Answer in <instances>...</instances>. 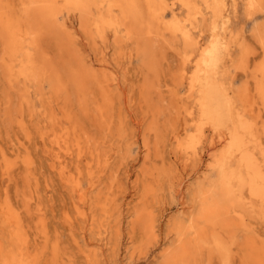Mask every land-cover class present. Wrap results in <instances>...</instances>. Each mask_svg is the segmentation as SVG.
I'll list each match as a JSON object with an SVG mask.
<instances>
[{"label": "bare ground", "instance_id": "obj_1", "mask_svg": "<svg viewBox=\"0 0 264 264\" xmlns=\"http://www.w3.org/2000/svg\"><path fill=\"white\" fill-rule=\"evenodd\" d=\"M238 4L237 0H0V72L5 88L18 92L20 107L29 108L33 95L41 100L49 92L45 98L48 104L62 108L61 117L51 111V124L40 136H52L55 152L51 168L73 194L77 193L72 200L77 218L85 217L82 204L86 202V190L96 186L94 168L102 166L99 170H103L110 162L107 155L101 157L94 137L81 126L78 115L91 118L93 125L108 132L115 121L113 108L122 98L117 78L107 71L109 67L95 68L94 62L76 48L79 32L94 44L105 43L110 36L117 46L133 44V51L153 74L143 87L146 94L158 91L153 80L158 77L157 62L163 45L179 58L173 84L168 88L173 121L165 127L167 137L187 161L199 158L200 149L208 142L213 147L206 165L209 173L175 190L179 213L168 218L165 236L159 240L156 216L148 200L155 197L157 172L155 166L147 168L142 206L134 211L131 221L138 234L134 250L138 259L157 245L151 258L154 264H235L236 259V264H264V0H242L245 15L255 21L260 18L248 33L243 26L233 27ZM65 13L76 17L78 29L67 25ZM175 42L181 46L175 47ZM144 98L153 118L148 130L157 139L160 108L154 110L155 106ZM125 119H118L121 128ZM59 120L68 124L55 134L54 125ZM21 122L19 118L18 125ZM73 152L78 160L86 155V190L82 188L80 167L72 172L67 168L66 159ZM23 162L28 165L31 160L24 157ZM9 164L3 171L7 180L11 177ZM107 198L96 202L103 216L99 228L109 216ZM30 199L32 196L26 197L20 207L32 226L9 198L0 203V264H54L47 258L50 234L45 218L40 208L32 216ZM63 216L71 225L73 216ZM29 226L33 227L31 233ZM57 244L50 247L53 261L58 257Z\"/></svg>", "mask_w": 264, "mask_h": 264}, {"label": "rangeland", "instance_id": "obj_2", "mask_svg": "<svg viewBox=\"0 0 264 264\" xmlns=\"http://www.w3.org/2000/svg\"><path fill=\"white\" fill-rule=\"evenodd\" d=\"M237 1L240 7L237 6L236 15L235 17H233V27L234 29H239L243 26L245 27L246 33H248L252 24L256 21H259L260 18H257L256 21L255 19L251 20L250 17L245 15L242 0ZM63 18L66 20L67 25L70 28L73 29L74 27V29H78V24L77 22H75L77 21L76 17L72 16L71 14L66 15L65 13ZM238 26L240 27L238 28ZM79 35L81 36L77 37L78 43L76 42V48H78L79 51L83 53L85 57H87L89 62H94L93 64H95V68L101 69L105 67L104 69H107L109 67L107 71H109L110 74L117 78L119 89L121 87L120 91L124 95L123 96L121 94L122 98L118 101V103H116V106H114L113 108L114 110L112 111V115L115 121H113L114 124H112L113 126L108 132H106V129H101L93 125L91 122V118H85L84 116L83 118L82 115L78 113V119L81 122V126L86 130L88 129L87 131L90 132V134H92V136L94 137V140L96 141L95 145L97 146L98 151L102 154L101 157L105 158L106 155L107 157H110L109 165L105 167V169L99 170V168L102 166L96 167V169L94 168L95 172L97 171V176H95L94 178L97 182L96 186H93L91 190H86L88 186V176L86 175V170L85 173L83 172V168H86V158H84L86 157V155L82 156L80 160H78L75 152H73L70 157H67L66 159L67 168L71 172L75 171V167L77 166L80 167L81 171L83 172L81 183L82 188L86 190V202L82 204L84 208L83 206L81 208L86 210H84L85 217L77 218L73 209V201L77 198V193L74 192L73 194L68 184L62 181L58 174L55 172L56 169L51 168V162L53 154L55 152V148H53L50 143V138L52 136L45 137L44 139L40 136L41 133L44 130H47L51 124V120L49 117L51 111H54L57 114V117H61L62 108L60 107V105L50 106L48 104L47 99L45 100V98L47 95H49V92H46L44 94L45 98L41 100L39 99L38 95H33L32 100L34 102L31 100L32 104L28 106L29 108H27V105L20 107L18 103V92L12 91L13 94H11L12 92L7 90L8 87L1 72L0 162L3 165H0V203L4 201V198H9L12 202L15 203V205L20 208L23 217L26 219L27 217H25V215H27V213L22 207L23 200L28 196H32V199H30L31 206L29 205V212L31 211L32 216L34 217L36 208H40V212L45 218L46 226L49 230L48 234H50V240L49 242H47V244L49 243L47 247V258L49 259V263L154 264L151 261V258L157 251V245L152 246L151 249L146 253V255L141 256L142 258L140 257L139 259L136 252H134L135 247H137L138 244V234L136 231L134 232L135 229L133 228L131 222L134 217V211L142 206L141 203L143 202L142 194L144 191V183L146 182V170H148L152 166H155V171L158 175V177L157 175H155L154 177L156 178L155 197L152 196L148 200L150 206H152L153 214H155L154 216H156L154 218L156 220L158 229L157 238L160 240L161 238H163V236H165V229H167V225L170 220L179 213V210L177 209L178 207H176L177 196H175V190H181V188L183 189L187 185L189 186L191 183H194L196 179L198 180L209 173V171H207L208 168L206 165L209 163L213 147H211L208 142H205L203 147L200 149V157L187 161L184 160L185 157L176 150L175 146L173 145L174 143L171 142L167 137V130L165 127H168L169 124L173 121V114L170 113L169 110L172 99L168 88L173 84L174 80H172V76L175 74L178 68L177 65L179 63V58L171 49H169L168 52V49H166L163 45V54H161V56L163 55V57H161L159 53V56L161 57H159V60H162L160 62L158 60L157 62L158 77L153 80L154 83L158 85V91L156 90L157 93L147 92L146 94L145 85L150 80H152L153 74L146 69L143 58L133 51V44L122 43L121 46H117V44L113 42V38L111 36L105 43L98 42L94 44L91 40H89V38H86L84 34L79 32ZM174 44L177 48L181 46L179 42H175ZM82 47H84L85 49ZM128 54L129 57L130 55L132 57H127ZM88 55H90L91 57ZM167 55L169 58L166 57ZM148 77L150 78V80ZM144 97H147V99L149 100L148 104L150 103L151 105L153 104L155 106H153L155 108L154 110L158 111L160 108V110L158 111L160 115L157 114V119L159 118V121L157 122V128L159 130H157V136H160H158L157 139L155 137V134H153L154 132L148 130V128L153 123H151V120H153V118L151 113L148 112V106L146 105L147 100ZM119 102L121 105L119 104ZM123 102L125 103L122 104ZM74 103L72 104V108H74L73 110L76 111L77 106L76 104L74 105ZM9 104L11 107L9 106ZM38 106H40L41 108ZM125 107L128 111L125 109ZM38 108H40V110ZM59 112L61 114H59ZM129 114L130 117L128 116ZM119 117H126L125 126L122 128L119 124ZM19 118L22 120L21 124H19L21 127L17 123V120ZM61 121L59 120L56 123V126L54 125L55 134H58L61 131L63 125L68 124L67 122ZM20 128L24 130H21ZM120 129H122V132L120 131ZM119 135H121V137ZM47 141L49 144H47ZM17 145L23 147V149L21 148V150ZM48 145H50L49 147L52 149L51 151L50 148L47 147ZM15 150L17 153L19 152L22 155H17ZM157 152L158 154H156ZM3 155L6 156L1 158ZM24 157H29L31 163L28 165L25 164L23 162ZM2 159L3 161H1ZM79 163H81L82 166L81 164L78 165ZM8 164L10 165L8 167L11 168V177L9 178V180H7L5 174L3 173L5 167H7ZM15 167L17 168L15 169ZM5 191L6 193H3ZM6 194L8 197L6 196ZM73 195H75L74 199H72ZM24 196L26 197L24 198ZM106 198L108 200L110 198V217L108 216L103 221V227L101 226V228H99L100 226L98 224L100 223V220L103 219V216L101 214L100 208L96 206V202L98 200H106ZM154 201L156 202V204ZM20 205L22 206L20 207ZM66 213L70 219L73 216L74 220L71 219V225L66 222L65 217L63 216L66 215ZM157 213L159 214V217H157ZM168 218H170V220ZM25 219L24 221H29L28 224L32 226L31 219ZM165 220H167L168 222ZM64 222L65 224H67L65 225ZM159 223L161 225H159ZM70 227L72 228L71 230H69ZM159 228L161 229V231ZM28 229L29 232L33 231V227L29 226ZM74 240L76 241V243ZM54 242L58 243V257L54 259L55 261L52 260L50 255L52 254L50 247ZM130 253H133L132 256ZM236 263H238L237 259L235 260V264ZM213 264H216V262L214 261Z\"/></svg>", "mask_w": 264, "mask_h": 264}]
</instances>
